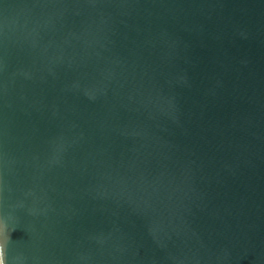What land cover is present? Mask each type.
<instances>
[{"label": "water", "instance_id": "water-1", "mask_svg": "<svg viewBox=\"0 0 264 264\" xmlns=\"http://www.w3.org/2000/svg\"><path fill=\"white\" fill-rule=\"evenodd\" d=\"M0 244L264 264V0H0Z\"/></svg>", "mask_w": 264, "mask_h": 264}, {"label": "clouds", "instance_id": "clouds-1", "mask_svg": "<svg viewBox=\"0 0 264 264\" xmlns=\"http://www.w3.org/2000/svg\"><path fill=\"white\" fill-rule=\"evenodd\" d=\"M2 227L6 230V225ZM9 239H11V234L9 235ZM3 248H4L3 244H0V264H5Z\"/></svg>", "mask_w": 264, "mask_h": 264}]
</instances>
